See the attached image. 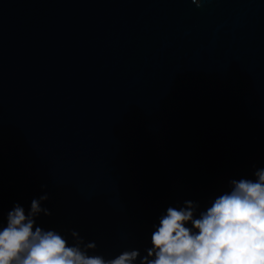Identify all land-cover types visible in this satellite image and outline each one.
<instances>
[{
    "label": "water",
    "instance_id": "water-1",
    "mask_svg": "<svg viewBox=\"0 0 264 264\" xmlns=\"http://www.w3.org/2000/svg\"><path fill=\"white\" fill-rule=\"evenodd\" d=\"M261 168L264 0H0V228L46 196L34 228L140 264Z\"/></svg>",
    "mask_w": 264,
    "mask_h": 264
},
{
    "label": "clouds",
    "instance_id": "clouds-1",
    "mask_svg": "<svg viewBox=\"0 0 264 264\" xmlns=\"http://www.w3.org/2000/svg\"><path fill=\"white\" fill-rule=\"evenodd\" d=\"M191 3L200 7L201 0ZM230 183V191L216 197L198 218L192 202L168 207L140 264H264V168L255 171L254 179ZM46 198L33 199L27 214L19 205L8 212L0 228V264H133L140 256L131 250L105 259L90 254L94 243L69 245L53 230L34 228V217L50 215L40 206Z\"/></svg>",
    "mask_w": 264,
    "mask_h": 264
}]
</instances>
